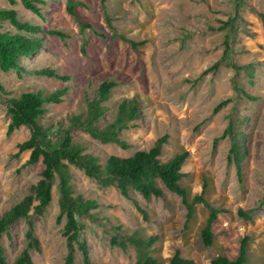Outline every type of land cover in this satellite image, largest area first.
Masks as SVG:
<instances>
[{"label":"rangeland","instance_id":"obj_1","mask_svg":"<svg viewBox=\"0 0 264 264\" xmlns=\"http://www.w3.org/2000/svg\"><path fill=\"white\" fill-rule=\"evenodd\" d=\"M15 1L10 6L7 0H0V9L12 8L23 22L40 25L44 31L62 30L69 36L62 40L37 35L39 48L20 58L21 65L27 72L51 68L69 80L29 73L19 78L13 71H0V215L29 192L43 168L41 163L21 168L29 152L10 158L17 144L29 138V130L21 126L6 136L5 99L27 91L66 87L63 102L48 107L40 120L46 127L53 126L50 138L54 140L67 126L66 119L84 114L85 100L92 98L102 82L110 81L116 87L103 103L102 121L114 118L122 99L139 101L141 119L120 135L130 148L123 151L115 144H101L73 128L75 141L84 142L87 152L104 163L111 155L125 158L135 151H147L157 139L167 136L161 160L187 151L181 184L190 198L205 186V199L222 212L213 226L214 245L205 248L200 229L207 211L202 205L195 207L194 218L185 225L186 210L175 194L164 190L163 199L145 201L131 191L130 199H125L115 187H101L72 166L74 193L97 202L100 208L98 222L79 220L80 239L88 244L92 264H135L137 258L132 247L121 250L110 244L111 232L102 226V216L129 233L137 230L145 237L156 236L152 255L160 264H167L175 251L195 264H210L218 255L234 259L244 236L250 238L247 264H264V0H239L237 5L233 0H106L104 6L101 0H79L86 7L76 8L77 18L93 25L105 39L90 30L80 32L76 18L66 12L68 0H40L41 16ZM112 34L145 43L132 49L129 43L110 40ZM215 64L217 69L212 68ZM226 100L213 114V108ZM231 149L242 158L240 180ZM51 196L44 215L33 217L34 235L40 244L39 251H30L33 264H64L66 241L64 219L57 220V180ZM238 209L251 220L239 217ZM25 232L26 224L20 220L2 237L7 264L25 246ZM81 257L76 251L75 264H82Z\"/></svg>","mask_w":264,"mask_h":264},{"label":"trees","instance_id":"obj_2","mask_svg":"<svg viewBox=\"0 0 264 264\" xmlns=\"http://www.w3.org/2000/svg\"><path fill=\"white\" fill-rule=\"evenodd\" d=\"M106 0H101L104 6ZM237 2L239 0H233ZM10 6L16 4L15 0H7ZM22 7L34 15L41 16L39 4L40 0H19ZM86 5L79 0H68L66 12L70 17H75L79 25L80 32L92 31L96 36L105 39L104 34H100L93 25L83 22L76 16V8ZM106 23L111 27V20L106 15ZM45 34L50 37H57L62 40L69 36L62 30L44 31L40 25H33L19 19L17 11L9 8L0 9V71L7 73L13 71L20 78L24 73H29L35 77L53 78L59 81H68L69 78L61 77L51 68H41L32 72H27L20 63V58L29 57L35 53L40 46V39L36 36ZM119 39L129 43L132 49L143 45L145 42L135 43L128 41L125 36L112 34L110 40ZM226 49H228L226 45ZM84 50V49H83ZM218 64L213 66L217 69ZM236 70L239 68L235 67ZM210 69L204 70L200 77L205 76ZM116 87L114 82L104 81L95 90L91 99L85 100L86 111L84 114L69 116L67 126L61 128L56 139L50 138L53 126L46 127L40 123L41 118L47 113L48 107L61 104L67 95V88L55 90L40 89L21 93L15 98H6V112L9 122L6 127V136H10L15 130L24 126L29 130V138L17 144L16 153L11 155V159H17L22 153L29 152L28 159L21 166H28L41 163L42 171L40 179L31 185L29 192L9 210L0 215V264H7L4 248L1 245L2 237L9 228L20 220L26 224L25 246L14 258L11 264H33L30 251H39L40 244L34 235L33 217H42L49 207L52 196L51 190L54 180L58 182V207L59 214L57 220L64 219L63 237L66 241V256L64 264H75L76 251L80 252L82 264H92L88 244L80 239L81 225L79 220L88 219L98 222L100 220V208L97 202L85 199L81 195H76L72 186L70 167L81 170L88 178L94 179L101 187H115L119 194L130 199L131 191L139 194L145 201L151 198L163 199L164 190L175 194L180 198L181 204L186 210L185 225H188L195 214V207L202 205L207 211L206 220L200 229V240L205 248L214 245L213 226L222 212L205 199V186L200 194L189 197L188 191L181 184L184 175L181 173L182 165L189 157L187 151L173 154L165 162L161 160L163 146L167 145V136L156 140L153 146L147 151H135L130 156L122 158L109 156L104 163L87 152V146L82 141H75L71 134V129L77 128L87 134L92 140L101 144H115L121 150L130 148L120 135L133 128L141 119L139 101L135 98L122 99L111 121H102L106 111L103 105ZM0 89H2L0 87ZM226 101L218 103L212 110L217 113ZM103 123V124H102ZM62 125L61 121L58 126ZM225 130L222 137L226 134ZM217 139L213 141L215 147ZM232 153H235L231 149ZM241 156L235 153L234 164L238 180L241 179ZM137 211L145 215L137 202L133 201ZM239 217L250 221V217L244 211L238 209ZM104 222L102 226L111 232L110 244L121 250L132 247L136 252L135 264H160L152 255L153 246L157 242L156 236H142L137 230L127 232L120 225L113 224L107 217L102 216ZM106 230V231H107ZM250 238L244 236L240 240L237 255L234 259L218 255L210 260V264H247L248 244ZM167 264H195L192 260L184 259L179 251H175Z\"/></svg>","mask_w":264,"mask_h":264}]
</instances>
